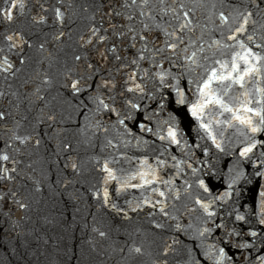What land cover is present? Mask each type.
Instances as JSON below:
<instances>
[{"label":"snow or ice","instance_id":"snow-or-ice-1","mask_svg":"<svg viewBox=\"0 0 264 264\" xmlns=\"http://www.w3.org/2000/svg\"><path fill=\"white\" fill-rule=\"evenodd\" d=\"M76 183L90 264H264V0H2L0 264L45 255L27 222Z\"/></svg>","mask_w":264,"mask_h":264},{"label":"water","instance_id":"water-1","mask_svg":"<svg viewBox=\"0 0 264 264\" xmlns=\"http://www.w3.org/2000/svg\"><path fill=\"white\" fill-rule=\"evenodd\" d=\"M2 4V0H0ZM51 47V46H50ZM32 55L35 56V50H32ZM33 117L38 115V109L31 114ZM35 122V121H33ZM38 132L48 131L47 126L40 124L37 126ZM53 141H49L48 137L43 138V142L39 147L38 152H35L33 159L37 162L36 168L39 172L41 168L50 169V179L56 178L57 169L61 165L53 164L55 156L49 155V148ZM75 143V141H74ZM69 179H73L70 175ZM61 195H52L45 189L44 199L37 206L38 211L32 213V221L27 222V227L41 228V235L49 240L48 245L41 246L39 251L45 253L38 260L33 257L35 264H90L92 258L89 256V240L94 234L91 233L92 213H95L99 218L102 213L98 212L95 203L89 198V193L84 191L80 184H70L65 188L57 189ZM122 203V200L119 201ZM17 217L21 213L16 214ZM47 217L52 221L51 224H44L40 219ZM143 219V214H141ZM36 221H39L37 223ZM88 227H85V225ZM6 227V225H0ZM147 227V225H145ZM172 233H167L166 236H171ZM179 239L182 240L181 245H176L178 251L182 252L183 244L192 246L191 241L182 234ZM121 235L116 231L112 232L110 240L104 243L105 247L119 242ZM169 242H171L169 240ZM211 242V240H209ZM3 249H0V255H3ZM170 264H182V255L170 257Z\"/></svg>","mask_w":264,"mask_h":264}]
</instances>
